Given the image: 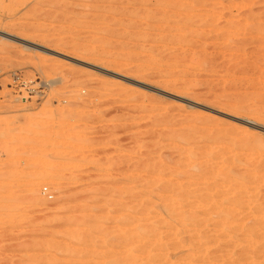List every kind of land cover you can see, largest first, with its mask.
Segmentation results:
<instances>
[{
	"label": "rangeland",
	"instance_id": "rangeland-1",
	"mask_svg": "<svg viewBox=\"0 0 264 264\" xmlns=\"http://www.w3.org/2000/svg\"><path fill=\"white\" fill-rule=\"evenodd\" d=\"M198 228L192 264H264V0H0V264H187Z\"/></svg>",
	"mask_w": 264,
	"mask_h": 264
},
{
	"label": "bare ground",
	"instance_id": "bare-ground-1",
	"mask_svg": "<svg viewBox=\"0 0 264 264\" xmlns=\"http://www.w3.org/2000/svg\"><path fill=\"white\" fill-rule=\"evenodd\" d=\"M210 155H211V154H210ZM221 161H222V160H221ZM195 166H197V165H195ZM195 166H194V167H195ZM222 166H223V165H222ZM197 167H198V166H197ZM198 168H199V167H198ZM196 169H197V168H196ZM196 169H195V170H196ZM190 173H191V172H190ZM184 174H185V172H184ZM182 176H183V174H182ZM212 176H213V175H212ZM227 176H228V175H226V178H227ZM187 177H188V176H187ZM192 177H193V176H192ZM230 177H231V176H230ZM179 178H180V177H179ZM220 178H221V177H220ZM223 178H225V175L223 176ZM196 179H197V178H196ZM231 179H232V178H231ZM231 179H230V180H231ZM198 180H199V179H198ZM242 180H243V178H242ZM201 181H202V180H201ZM226 181H227V180H226ZM189 182H192V181H189ZM202 182H203V181H202ZM220 182H221V181H220ZM240 182H241V181H240ZM240 182H238V183H240ZM172 184H173V183H172ZM174 184H175V183H174ZM187 184H188V183H187ZM228 184H229V183H228ZM240 184L242 185L243 183L241 182ZM244 184H245V183H244ZM205 185H206V184H205ZM232 185H233V184H232ZM234 185H237V184H234ZM234 185H233V186H234ZM241 185H238V186L240 187V189H241ZM233 186H232V187H233ZM242 186L244 187L245 185H242ZM171 187H172V185H171ZM173 187H176V186H173ZM186 187H188V186H186ZM232 187H231V189H232ZM236 187H237V186H236ZM245 187H247V186H245ZM233 188H234V187H233ZM171 189H172V188H171ZM174 189H175V188H174ZM214 189H215V188H214ZM229 189H230V188H229ZM229 189H228V191H229ZM234 189H235V188H234ZM242 189H243V188H242ZM242 189L239 191V193H242ZM237 190H238V187H237ZM244 190H245V189H244ZM244 190H243V191H244ZM178 192H179V191H178ZM190 192H192V191H190ZM190 192H189V193H190ZM226 192H227V191H226ZM226 192H225V193H226ZM230 192H232V190H231ZM235 192H237V191H235ZM182 193H183V191H182V192L180 191V194H182ZM184 193H185V191H184ZM193 193H194V192H193ZM193 193H192V194L190 193V194L193 195ZM237 193H238V192H237ZM173 194H174V193H173ZM178 194H179V193H178ZM178 194H176V197H177ZM180 194H179V195H180ZM186 194H187V191H186ZM186 194H184V195H186ZM216 194H217V193H216ZM223 194H224V192H223ZM169 195H170V194H169ZM174 195H175V194H174ZM191 195H188V194H187L186 196H187V198H188V197H190ZM202 195H203V194H202ZM208 195H210V194L207 193V195H206V200H208V198H207ZM229 195H230V194H229ZM231 195H232V194H231ZM193 196H194V195H193ZM210 196H211V195H210ZM218 196H219V195H218ZM227 196H228V195H226V197H227ZM233 196H234V195H233ZM246 196H247V195H246ZM250 196H251V195H250ZM179 197H180V196H179ZM183 197H184V196H182V198H181V197H180V198L183 199ZM195 197H196V196H195ZM224 197H225V196H224ZM224 197H223V195H222V198H223V199L221 198L222 201L225 200L226 197H225V198H224ZM200 198H201V197H200ZM209 198H213V197L211 196V197H209ZM232 198H233V197H232ZM174 199H175V198H174ZM181 199H179V200H181ZM201 199H202V198H201ZM201 199H200V201L203 202L204 199H203V200H201ZM213 199H214V198H213ZM240 199H241V198H240ZM165 200H166V199H165ZM176 200H178V199L176 198ZM179 200H178V201H179ZM184 200H185V199H184ZM166 201H167V200H166ZM168 201H171V200H168ZM168 201H167V202H168ZM219 201H220V200H219ZM225 201H227V200H225ZM233 201H234V199H233ZM181 202H182V201H181ZM206 202H207V201H206ZM209 202H211V203L209 204V203L207 202V203L209 204V205L207 206L208 209H206L204 212L201 213V214H203V216H204V214L207 215V216H209L207 220H206L205 217H204L205 219H203V216L201 217V215H198V213H197V212L200 211V210L198 211V209H199V208L201 209V207H199V208L196 210V209H194L195 207L193 208V206H191V205H194V204H195L194 206H196L197 202H195V203L189 205V206H191V207L194 209V212H195V210L197 211V212H195V213L197 214V218L200 217V219H203V221H200L199 219H197V218H196V215H194V214L192 213L193 210H191V209H190V210H191L190 212H188V213L185 214V212H183V211L181 210L182 208H179V207H181V206H179V205H181L180 202L177 203V205L179 206V207H178V206L176 205L177 208H176V206L174 205V204L176 203L175 200H172L171 203L169 202V203H170L169 205H168L167 203H166V204L168 205L167 208L170 210V212H171L172 214L175 212L176 215H177V217H179V219L176 218V219L179 220V222L181 221V222H183V223H182L183 225H186V224H187V226H188V223L191 222V223H193V225H195V227H197V226L201 227V226H202L201 224H204V221H205V220H206L207 222H208L209 220H212V219L214 220L215 218L213 217V214L217 213L216 211H218L219 218H220V216H221V217H222V216H226V217H228V216L232 213V211L235 210V208H234V209H233V208H228V209H226L225 211H223V210H221V209H222L221 205H218L215 201L212 202V200L210 199ZM220 202H221V201H220ZM235 202H236V200H235L232 204H235V205H236ZM179 203H180V204H179ZM198 203H199V202H198ZM228 203H229V202H228ZM152 204H153V203H152ZM199 204H201V205L203 204L202 207L207 205V204L204 205V203H199ZM199 204H197V205H199ZM224 205H225V204H224ZM154 206H155V205H154ZM189 206H188V207H189ZM222 206H223V205H222ZM156 207H157V206H156ZM182 207H183V206H182ZM234 207H235V206H234ZM237 207H238V206H237ZM196 208H197V206H196ZM183 209H184V208H183ZM185 209H186V207H185ZM188 209H189V208H188ZM202 209H203V208H202ZM179 210H181V211H180L181 213H180V212H176V211H179ZM164 211H165V210H164ZM172 211H173V212H172ZM184 211H185V210H184ZM166 212H167V211H166ZM148 213H149V212H148ZM177 213H179V215H178ZM153 214H154V213H153ZM210 215H211L212 217H211ZM227 215H228V216H227ZM231 215H232V214H231ZM231 215H230V216H231ZM172 216L174 217V215H172ZM148 218H149V217H148ZM148 218H147V221H148V222H149L150 220H156V219H155L154 217H152V216L150 217V218H152V219H149V220H148ZM174 218H175V217H174ZM174 218H173V219H174ZM131 219H132V218H131ZM131 219H129V220H131ZM143 219H144V218H143ZM157 219H158V218H157ZM221 219H222V218H221ZM134 220H135V219H133V221H134ZM138 220H140V219H138ZM178 220H177V221H178ZM141 221H142V220H141ZM160 221H161V220H159V221L157 220V223H156V221H154V222H155L158 226L161 225V222L167 224L166 220H164V219H163V221H161V222H160ZM174 221L177 222L176 220H174ZM174 221H173V222H174ZM206 221H205V223H207ZM226 221H229V220H226ZM240 221H241V220H240ZM158 222H159V223H158ZM170 222H171V221H170ZM170 222H168V224H167L168 226H170V224H169ZM181 222H180V223H181ZM187 222H188V223H187ZM209 222H210V221H209ZM211 222H212V221H211ZM211 222H210V223H211ZM171 223H172V222H171ZM185 223H186V224H185ZM215 223H218V221H217V220L214 221V224H215ZM230 223H231V222L222 225L223 232H224V231H228V232H227L228 234H227L226 232H224V233L227 234V235L224 236V240L226 239V241H223V242H226L227 245H226V244H225V245L228 246V247H229V245H230V246H233L234 244L237 245V244H239V243H243V244H244V249H245L244 252L246 253V256H247V254L250 253V250H248V249L251 248V247L254 245V243H255V242L253 243V238H252V236H251V234H250V230L247 231L248 234L244 235V237H243L241 240H239V239H240V238H238L239 235H237V233L235 234V233H234L235 231L230 230V226H231V224H232V223H231V224H230ZM236 223H237V221H236ZM143 224H145V223H143ZM173 224H174V223H173ZM173 224H171L172 227L170 226V228H172L171 230H175V226H174L175 224H174V225H173ZM177 224H178V223H177ZM212 224H213V223H212ZM183 225L181 226L182 228H183V227L187 228L186 226H183ZM190 225H191V224H190ZM190 225H189V226H190ZM229 225H230V226H229ZM151 226H152V224H151ZM151 226H150V227H151ZM204 226H205V225H204ZM232 226H233V225H232ZM237 226H238V225H237ZM138 227H140V225H139ZM176 227H178V226H176ZM179 227H180V226H179ZM195 227H194V228H195ZM233 227H236V224H235ZM233 227H232V228H233ZM194 228H192V229H194ZM207 228H208V227H207ZM176 229H177V228H176ZM195 229H197V228H195ZM198 229H199V228H198ZM200 229H201V228H200ZM200 229H199V230H196V231L193 230V236L191 235V236L193 237V239H194V240H192L193 243H191V247L193 246V247L191 248V249H192V255H191V251H190V253H189V255H188L189 257L187 256L188 258H185V259H188V260L190 261V263H191L192 260H193V262H194V259L198 258V257H196V256H197L196 254H198V253H200V252H201L200 254L205 253V251L207 250V248H208V246H209V244H210V243H209V240H208V239H210V237L208 238V236H205V235H204L205 233L203 234V233L201 232L202 229H201V230H200ZM211 229H212V228H211ZM237 229H238V228H236V230H237ZM245 229H246V228H245ZM250 229H251V228H250ZM177 230H178V229H177ZM182 230H183V229H182ZM182 230H181V231H182ZM185 230H186V229H185ZM233 230H234V229H233ZM128 231H129V230H128ZM162 231H163V230H162ZM179 231H180V230H179ZM189 231H190V230H189ZM194 231H195L196 233H194ZM126 232H127V231H126ZM136 232H138V233L140 232V233L142 234V235L140 234V236H138L139 234H137V236H138L139 238L145 237L146 235H147V236L150 235V236H152L153 238L156 237V239H155V240H156V241H155L156 243H157L158 240L160 241V240H161V236H163L162 234H160V230H158V229L155 228V227L149 228V225H145V226L143 225V226H141L139 229L136 230ZM171 232H172V231H171ZM191 232H192V230H191ZM217 232H219V231H217ZM253 232H255V231H253ZM127 233H128V232H127ZM133 233H134V236H135V235H136L135 232L128 233V234H127L128 236L126 235V236H127V242H129V241L132 242V240H134L135 237L133 238V235H132ZM143 233H144V234H143ZM161 233H162V232H161ZM164 233H165V232H164ZM166 233H167V232H166ZM169 233H170V232H169ZM172 233L174 234V231H173ZM172 233H170V234H172ZM175 233H177L176 230H175ZM184 233H185V232H184ZM220 233H221V232H220ZM170 234H169V235H170ZM173 234L171 235V237H172V236L175 237L176 234H174V235H173ZM179 234H180V233H179ZM222 234H223V233H222ZM222 234H220V235H222ZM206 235H207V234H206ZM214 235H215V234H214ZM223 235H224V234H223ZM223 235H222V236H223ZM176 236H177V235H176ZM179 236H180V235H179ZM215 236H219V235L217 234V235H215ZM163 237H164V236H163ZM173 237H172V238H173ZM184 237H185V236H184ZM219 237L221 238V236H219ZM263 237H264V236H263ZM145 238H147V237H145ZM172 238H171V240H173ZM182 238H183V237H182ZM186 238H187V237H186ZM220 238H218V239H219V240H223V238H222V239H220ZM213 239H215V238H213ZM218 239H217V238L215 239L217 243L220 242V241L218 242ZM136 240H137V238H136ZM175 240H176V239H174V241H175ZM177 240H178V239H177ZM188 240H189V239H188ZM139 241H140V240H139ZM159 241H158V242H159ZM182 241H184V240L182 239L181 242H182ZM260 241H261V240H260ZM124 242H125V241H124ZM184 242H185V241H184ZM221 242H222V241H221ZM134 243H135V241H134ZM159 243H160V242H159ZM176 243L179 244L178 241H177ZM125 244H126V243H125ZM129 244H132V243L129 242ZM157 244H158V243H157ZM255 244H256V243H255ZM155 245H156V244H155ZM175 245H176V244H175ZM189 245H190V243H189ZM132 246H133V245H132ZM161 246H162V245H161ZM239 246H240V245H239ZM125 247H126V245H125ZM127 247H128V246H127ZM134 247L136 248V245L133 246L132 248H134ZM177 247H178V245H177ZM136 249H137V248H136ZM225 249H226V248H225ZM144 250H145V249H144ZM130 251H131V249L128 250L129 253H131ZM132 251H133V249H132ZM145 251H146V250H145ZM222 251H223V250H222ZM222 251H221V252H222ZM123 252H124V251H123ZM125 252H127V251L125 250ZM125 252H124V253H125ZM167 252H168V251H167ZM202 252H203V253H202ZM206 252H207V251H206ZM129 253L125 255V258H124V259L126 260V257H128V261L126 260L128 263H130V264H139V262L137 263V261H139V260L136 261L135 258H131V257H130L133 253H132L131 255H130ZM134 253H135V252H134ZM147 253H148V252H147ZM165 254H166V253H165ZM165 254H164V253L162 254V257H163V258H164L163 255H165ZM122 255H123V254H122ZM127 255H129V256H127ZM144 255H145V254H144ZM160 255H161V254H160ZM190 255H191V256H190ZM198 255H199V254H198ZM203 255H204V256H209V253H207V254H203ZM203 255H200V256H203ZM218 255H219V254H218ZM132 256H134V255H132ZM136 256H137V255H136ZM157 256H159V255H157ZM200 256H199V257H200ZM204 256L202 257V259L204 258ZM260 256H261V255H260ZM152 257H153V256H152ZM162 257L159 256V258H161L160 260L163 261V260L166 258V256H165L164 259H163ZM194 257H196V258H194ZM223 257H224V256H223ZM121 258H122V257H121ZM121 258H120V259H121ZM150 258H151V257H150ZM150 258H149V259H150ZM181 258H182V257H181ZM200 258H201V257H200ZM207 258H208V257H207ZM209 258H210V257H209ZM228 258H229V256H228ZM250 258H252V257L250 256L249 258L246 259V261L249 260ZM151 259H152V258H151ZM153 259H154V257H153ZM155 259H156V256H155ZM121 260H122V259H121ZM125 260H124V261H125ZM157 260L159 261L158 258H157ZM157 260H155V261H157ZM183 260H184V258L182 259V261H183ZM198 260H199V259H198ZM204 260H205V259H204ZM204 260H203V262L207 261V260H205V261H204ZM116 261H117V260H116ZM119 261H120V260H119ZM179 261H180V260H179ZM232 261H233V260H232ZM249 261H250V260H249ZM251 261H252V260H251ZM122 262H123V260H122ZM143 262H144V261H143ZM163 262H164V261H163ZM165 262H166V261H165ZM186 262H187V261H186ZM186 262H185V263H186ZM233 262H234V261H233ZM117 263L119 264L118 261H117ZM117 263H116V264H117ZM124 263L126 264V262H124ZM147 263H148V262H146V264H147ZM188 263H189V262H188ZM188 263H187V264H188ZM190 263H189V264H190ZM207 263H208V262H207ZM212 263H213V262H212ZM245 263H246V262H245ZM245 263H244V264H245ZM143 264H144V263H143ZM149 264H150V263H149ZM161 264H162V262H161ZM179 264H183V263H180V262H179ZM191 264H192V263H191ZM204 264H205V263H204ZM246 264H247V263H246ZM248 264H250V263L248 262ZM251 264H255V263L252 262Z\"/></svg>",
	"mask_w": 264,
	"mask_h": 264
}]
</instances>
